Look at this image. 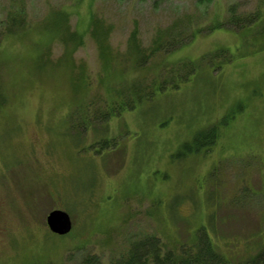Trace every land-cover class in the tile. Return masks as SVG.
<instances>
[{"label":"rangeland","instance_id":"1","mask_svg":"<svg viewBox=\"0 0 264 264\" xmlns=\"http://www.w3.org/2000/svg\"><path fill=\"white\" fill-rule=\"evenodd\" d=\"M169 31L183 44L147 57ZM176 61L197 73L119 107ZM54 209L68 234L49 231ZM202 227L231 260L264 242V0H0V264H107Z\"/></svg>","mask_w":264,"mask_h":264},{"label":"trees","instance_id":"2","mask_svg":"<svg viewBox=\"0 0 264 264\" xmlns=\"http://www.w3.org/2000/svg\"><path fill=\"white\" fill-rule=\"evenodd\" d=\"M252 19L253 17H231L228 23L238 26V28H244ZM215 26L221 27L218 24ZM170 32V36L167 38L153 39L152 48L149 49L150 53H148L147 57L153 56L157 51H170L175 46L183 44L185 41L184 37L171 36ZM131 36L133 37V35ZM225 53L224 49H217L208 54L207 60L213 64V61L218 59L220 62L214 65V68L220 69L225 63L229 62V59L223 62V59L226 58ZM142 61L140 62V66H142ZM195 66V63L192 61H176L175 64L173 63V65L167 68L168 78H163L161 72L158 71L157 77H152L150 84L145 85L143 80H134L131 88H126V90H131L136 99L134 101L132 98L129 99L131 95L123 90L125 100L122 99L119 102V107L132 110L143 98H149L156 93L179 89L181 84L187 82L197 73ZM162 68L164 71V67ZM217 136L215 129H213L211 134L201 131L194 136L193 141L195 144L198 143L200 146H205L204 149H207L209 145L214 143ZM73 264H102V262L98 255L85 253ZM107 264H264V242L255 253L243 260H231L226 254L218 250L211 241L207 231L202 227L198 231L195 240L190 241L189 244L185 243L176 247H164L160 237L157 235L145 236L131 243L124 253L112 258Z\"/></svg>","mask_w":264,"mask_h":264},{"label":"water","instance_id":"3","mask_svg":"<svg viewBox=\"0 0 264 264\" xmlns=\"http://www.w3.org/2000/svg\"><path fill=\"white\" fill-rule=\"evenodd\" d=\"M46 225L51 233L59 236L68 234L72 227L69 215L59 209L51 210L47 214Z\"/></svg>","mask_w":264,"mask_h":264}]
</instances>
